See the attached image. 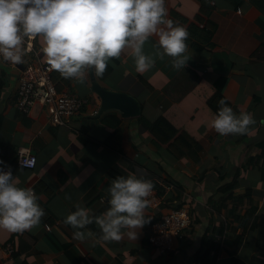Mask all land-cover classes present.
Here are the masks:
<instances>
[{"label":"crops","instance_id":"0c3cea01","mask_svg":"<svg viewBox=\"0 0 264 264\" xmlns=\"http://www.w3.org/2000/svg\"><path fill=\"white\" fill-rule=\"evenodd\" d=\"M212 4L210 19L216 30L210 40L200 31L189 35V57L182 68L172 65L173 58L163 53L153 33L143 51L155 63L143 73L135 70L132 45L109 59L113 65L109 74L97 77L91 67L85 69L83 83L56 70L54 81L61 89L87 99L80 112L62 125L51 123L42 104L28 114L17 110L22 67L0 60V152L25 146L37 156L34 168L18 164L12 172L21 186L35 190L45 212L31 229H0V264L15 263L13 254L4 249L9 241L14 251L20 250L22 264H208L214 257V264H231V255L240 264H264V241L258 242L257 228L248 231L237 249L224 244L225 236L234 235V224L228 225L226 209L216 206L221 196L231 200L250 189L257 215L264 217V169L255 164L260 155L264 164V13L250 0H242L240 7L229 0ZM165 7L167 16L186 28L203 26L196 20L198 0H165ZM35 44L45 60L42 37ZM94 80L134 96L138 114L125 116L114 108L98 114L102 97L93 88ZM221 98L237 114L252 113L256 122L247 133L222 136L212 128ZM160 119L187 133L196 142L193 149L177 155L167 144L156 142L150 125ZM132 172L152 181L163 209L187 206L191 213V226L170 251L150 244L149 222L138 230L135 241L126 235L120 240L100 239L95 217L110 207L111 181ZM164 179L174 187L167 189L161 183ZM234 180L235 189L223 193L221 188ZM77 205L93 218L84 229L93 235L84 240L74 238V229L63 222Z\"/></svg>","mask_w":264,"mask_h":264},{"label":"clouds","instance_id":"9594fccd","mask_svg":"<svg viewBox=\"0 0 264 264\" xmlns=\"http://www.w3.org/2000/svg\"><path fill=\"white\" fill-rule=\"evenodd\" d=\"M153 33L163 53L173 58L172 65L182 68L189 57V32L167 16L165 0H0V58L22 62L24 38L39 36L49 66L77 83L86 80L85 69L89 67L95 76H102L109 59L119 57L128 45L133 48L135 70L147 71L155 61L144 53L143 45ZM218 104L211 126L222 136L245 134L255 124L252 113L237 114L225 98ZM152 190V181L134 172L112 179L110 207L95 217L100 239L120 240L126 235L135 241L138 230L150 218L145 209L151 203ZM44 214L35 190L21 186L11 166L0 159V229L23 232L38 225ZM63 222L74 229L72 234L78 240L93 235L84 230L93 218L79 205Z\"/></svg>","mask_w":264,"mask_h":264},{"label":"built area","instance_id":"2783aa9c","mask_svg":"<svg viewBox=\"0 0 264 264\" xmlns=\"http://www.w3.org/2000/svg\"><path fill=\"white\" fill-rule=\"evenodd\" d=\"M36 38H24L22 46L26 48L22 59L24 67L19 77L15 105L20 113L28 114L36 104H42L50 114L51 123L62 125L80 112L87 103V99L70 90L57 88L53 77L56 70L52 69L46 60L40 59L35 44ZM0 60L9 66L19 67V63L14 64L2 58ZM16 152L20 166L25 168L36 166L37 156L30 148L18 146ZM161 183L167 189L174 187L171 181L165 179ZM149 198L151 200L147 213L150 217L148 220L149 242L161 252L170 251L174 248L175 240L191 226L193 221L191 213L187 206L163 209L162 197L154 187ZM4 249L8 254H13V242L9 241Z\"/></svg>","mask_w":264,"mask_h":264},{"label":"trees","instance_id":"16d2710c","mask_svg":"<svg viewBox=\"0 0 264 264\" xmlns=\"http://www.w3.org/2000/svg\"><path fill=\"white\" fill-rule=\"evenodd\" d=\"M200 3V14L196 17V20L199 23H202L203 26H197L196 24L190 25L187 30L189 35H193V33L200 31L206 34L208 40L212 37L216 30V24L210 19V15L213 10L212 0H198ZM234 3L236 7H240L242 0H229ZM254 6H256L260 11L264 13V0H250ZM172 15L176 18H179L177 12H173ZM113 69L112 64H107L104 75L109 74ZM57 88L61 90L58 84ZM151 131L156 142L167 144L168 148L171 151L176 153L177 155H182L183 153L188 152L190 149L192 150V146L196 145V142L188 136L187 133L183 131H179L173 128L167 121L160 119L157 122L150 125ZM1 149V146H0ZM0 159L7 162V165H10L12 169H14L18 165L17 152L13 148H8L4 153L0 152ZM262 157L260 155L259 159L255 164H257L262 170L264 169V164L261 162ZM254 164V165H255ZM7 168V166H5ZM238 182L237 180L232 181L231 183L223 186V193H230L235 189ZM216 206L220 209H226V216L228 218L227 224L233 223L234 235L229 237L225 236L224 244L238 248L239 244L245 240L246 234L250 229H258L257 240L264 241V217L257 215L258 204L257 202L251 199V190L247 189L244 195L234 196L231 200H229L228 196H221L219 198V202H217ZM244 209V211H243ZM262 224L260 225V223ZM238 227H240L239 232H237ZM13 237L12 239H14ZM213 248H216V243H212ZM224 251V249H223ZM20 254V250H16L13 252V256L15 258L14 264H22L21 261L18 260ZM215 257L208 264H214ZM231 264H240L239 258L234 255L230 256Z\"/></svg>","mask_w":264,"mask_h":264},{"label":"water","instance_id":"95a60500","mask_svg":"<svg viewBox=\"0 0 264 264\" xmlns=\"http://www.w3.org/2000/svg\"><path fill=\"white\" fill-rule=\"evenodd\" d=\"M24 67L23 62H19V66ZM93 88L101 95L102 97V107L98 112H104L110 108L120 110L123 115L130 116L136 115L139 112V103L137 99L125 92L113 91L107 88H104L98 80H94Z\"/></svg>","mask_w":264,"mask_h":264}]
</instances>
